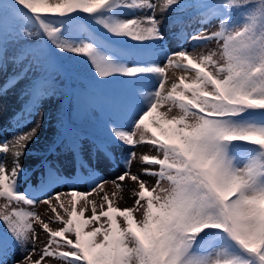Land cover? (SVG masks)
Instances as JSON below:
<instances>
[{"label":"snow or ice","instance_id":"snow-or-ice-1","mask_svg":"<svg viewBox=\"0 0 264 264\" xmlns=\"http://www.w3.org/2000/svg\"><path fill=\"white\" fill-rule=\"evenodd\" d=\"M53 63L98 124L87 149L54 138L33 171L21 158L52 115L45 104L62 122V93L34 71ZM169 69L181 73L170 86ZM9 92L22 103L12 139L0 138V264H264V0H0V101ZM140 144L156 152L140 157L155 185L131 172L134 151L115 180L96 179L117 149ZM126 178L134 203L114 207ZM98 190L99 206L87 199Z\"/></svg>","mask_w":264,"mask_h":264},{"label":"rangeland","instance_id":"rangeland-1","mask_svg":"<svg viewBox=\"0 0 264 264\" xmlns=\"http://www.w3.org/2000/svg\"><path fill=\"white\" fill-rule=\"evenodd\" d=\"M159 16V13H157ZM207 31L215 29L214 26H205ZM171 29V30H170ZM191 29H189L190 31ZM176 31L175 28H173L171 25H168L165 27V32L168 35V39L166 41L169 49L171 51H178V45L177 41L173 39L172 37V32ZM189 50L191 51V42L187 45ZM209 47H215V43L209 45ZM201 49L197 48V51L199 52ZM83 67H87L86 65H83ZM51 70V75L55 83L53 84V87H55L58 90V94L62 93V103L60 105L61 107V123H57L55 119V114H54V109L55 105L54 104H45V108L51 113L52 115L45 120L44 126L41 128L40 133L37 137V139L29 145L28 149V155L25 157L21 158V162L25 164L26 167H31L33 168L35 165L39 163V161L43 158L44 155V150L47 148V146L53 141L54 138L57 136L59 138L62 137L66 129H73V125H77L81 128V130H86V129H97V124L98 121L96 119V115L91 111V104L92 101L91 99L81 96L77 93L75 88H61L59 80L57 79V70H56V64L53 63L51 65H43L42 67H37L34 69V71L37 72H48V70ZM49 73V72H48ZM181 73L178 70L175 69H169L168 70V76L170 77L169 80V86L170 83L173 79L177 78ZM3 104V110L0 111V127L5 129L2 133V137L0 138H7L9 140L12 139L14 129L12 127H9L10 124V117L14 112H16L20 106H21V99L18 98V95L16 92H9L7 96L3 97L2 101ZM70 102L76 104L77 112L74 114L71 110V108L74 110L75 105L72 104V107H70ZM67 108V109H66ZM99 106H97V111H99ZM175 111V110H174ZM69 115V116H68ZM33 125L29 124L28 127H32ZM26 130V129H25ZM68 133L74 134L73 137L77 139L78 137L77 134L73 130L69 131ZM89 141L85 140L83 138H80V143H82L87 149L89 147ZM131 151H134L136 153V158L132 161L131 164V172L133 174H138L140 175L142 180H145L148 184L149 187L155 185L156 180L154 177L144 175L142 174V168L143 167H149L148 165H142L140 157L143 154L147 155H152L156 154V152L153 150V146L147 145V144H140L137 145L135 148H129V147H121L116 150L115 152V161L114 163L108 162V161H103L98 165L97 169V174H96V179H104L106 181H113L116 179L118 175H120L124 171V164H123V158L127 156V154ZM86 154V153H85ZM11 154L9 153L7 156V162H8V167H11ZM61 162L64 165H69V160L65 158V154H61ZM155 168V166H151ZM71 170V169H69ZM82 176H86L87 173L81 172ZM90 182H85L84 179H81L77 184L76 187L80 191H87L89 187ZM25 187H28L30 190L34 187V185H25ZM130 189H138V184L131 181L130 179L126 178L125 181H123V192L122 196L123 199L119 198H112L111 193L115 190L114 185L112 183H106L104 185V192H107L114 200V207H131L134 203V197L130 191ZM56 191H67V186H61L55 189ZM103 193H99V190L97 193H93L91 196L87 197L88 200H95L96 204L99 206V204L102 202L101 201V195ZM145 195H147L145 193ZM64 199V203L66 207H69L68 200L70 197L62 198ZM4 201L0 199V205H3ZM83 200L80 201L78 204V210L79 207L83 205ZM141 203H144V201H141ZM99 210V208H98ZM35 211H37L39 214H41L42 218L47 222L49 219V216L51 215L50 210L48 209L47 205L44 204H39L36 208ZM63 215V213H61ZM86 216L91 215V205L88 206V210L85 213ZM62 225L60 223H50V228L56 229L61 227ZM93 225H91L92 227ZM2 227V226H0ZM37 232H38V239L36 241V247L37 249H42L46 240L47 236L46 234L40 229V226L37 224L36 225ZM20 258V253H17V259ZM34 260L39 259V255H34L33 256ZM53 258H45L46 261H43L42 264H48L51 263V260Z\"/></svg>","mask_w":264,"mask_h":264}]
</instances>
